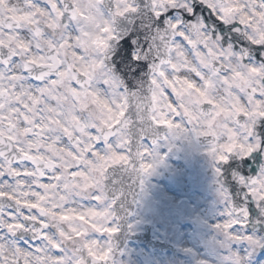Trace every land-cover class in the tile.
I'll return each instance as SVG.
<instances>
[{"label": "snow or ice", "instance_id": "snow-or-ice-1", "mask_svg": "<svg viewBox=\"0 0 264 264\" xmlns=\"http://www.w3.org/2000/svg\"><path fill=\"white\" fill-rule=\"evenodd\" d=\"M189 133L264 206V0H0V264H109V170L143 189ZM218 191L221 264H250L264 237Z\"/></svg>", "mask_w": 264, "mask_h": 264}, {"label": "flooded vegetation", "instance_id": "flooded-vegetation-1", "mask_svg": "<svg viewBox=\"0 0 264 264\" xmlns=\"http://www.w3.org/2000/svg\"><path fill=\"white\" fill-rule=\"evenodd\" d=\"M210 139L189 133L172 140L171 146L167 141L168 150L164 151L169 154L168 159L166 158L165 163L157 164L154 172L144 178L143 189L140 186L134 212L128 220V232L131 235L150 237L149 241L152 244L129 242L123 248L121 255H117L113 248L112 260L109 264H198L200 260H207L209 264H218L216 251L213 253L211 250L214 240L208 238V228L224 218L221 215L224 204L218 191L221 186L229 191L237 207L248 208L250 215L244 227L254 226L257 229L253 232L258 237H264L258 232V226L264 227V206H259L258 202L247 193L246 187L235 178L233 169L213 161L207 152ZM173 154L178 157L172 156ZM183 157L186 160L179 162L178 160ZM216 167H221L220 174L216 172ZM253 169L258 171L259 166L253 164L251 168L245 167L239 174L255 175L256 171ZM121 192L122 195L117 203L121 200L124 204L132 203L135 191L123 185ZM114 194L110 190L109 195ZM197 207L200 208L199 211ZM114 210L118 217L116 207ZM125 212L130 211L126 209ZM170 212L173 213L174 220L176 218L182 221L175 226L166 225L168 222L164 218ZM202 212L207 213L205 223L198 219V215H202ZM154 218L164 220H160L162 227L156 224ZM152 219L154 222L151 221ZM115 223L118 224L117 218ZM155 240L164 244L153 249L152 241ZM160 247L171 249L163 252ZM261 258L264 259V256Z\"/></svg>", "mask_w": 264, "mask_h": 264}, {"label": "water", "instance_id": "water-1", "mask_svg": "<svg viewBox=\"0 0 264 264\" xmlns=\"http://www.w3.org/2000/svg\"><path fill=\"white\" fill-rule=\"evenodd\" d=\"M150 144V141H148ZM107 184L110 186L114 185L115 189H118L119 183H127L130 185L131 188H134L137 190L138 194V188L140 186V177L131 170H125L123 166H115L113 169L109 170V173L107 174ZM124 207V209H123ZM130 208V214L125 212L126 209ZM134 208V202L132 204H125L124 206L119 205L117 206L118 214V223L120 232L116 233L115 235V244L116 249L121 250L126 242L128 241H140L143 238H141L138 235L129 236L127 233L128 230V219L130 215H132V210ZM264 228H260V232L263 231ZM148 239V237H146Z\"/></svg>", "mask_w": 264, "mask_h": 264}, {"label": "rangeland", "instance_id": "rangeland-1", "mask_svg": "<svg viewBox=\"0 0 264 264\" xmlns=\"http://www.w3.org/2000/svg\"><path fill=\"white\" fill-rule=\"evenodd\" d=\"M167 148H168L167 141H161L160 142V146L158 148V151H159V153H161L164 156V160L161 163H159V164L165 163L167 161L166 158L168 159V156L167 155H169L167 152H165L166 150H168ZM172 156L178 157L177 155H174V154ZM185 160H186V158L183 157V158H180L178 161L179 162H183ZM173 212H175V210ZM172 214L173 213H171V212L170 213H167L166 216H165L166 218H164L169 223L168 224L166 222L167 223L166 225H168V226L169 225L170 226H175L180 221H182V219H176V218L174 220V218L172 217ZM206 214L207 213L202 212V215L203 216L202 215H198V219H200L199 220L200 222L205 223V220L207 218ZM154 219H155L156 224H159V226L162 227V223H161L160 220H162V221H164V220L163 219H159V218H154ZM154 219H152L151 221L154 222ZM151 221H149V222H151ZM241 227L243 228V231H245V232H247L249 234H252L254 236H257L255 234V232H253L251 230L249 231V229L246 228V227H244V226H238V229L237 230H240ZM208 229H209L208 238L210 240H214V246H211V250L213 251V253H214V251H216L218 264H221L220 257L222 255H226L227 254V251L226 250H223V249H219V247L217 245H215V240L221 239V236L211 226ZM95 238L100 239L102 243L105 242V241H107V236H105V235H101V236L95 237ZM201 239H203V233H201ZM232 247L234 249H239L240 251L243 249L242 254H246V252H247V250L249 248V246L247 245L246 242H244V243H236V242H234L233 245H232ZM259 250H260V248H257L255 250V252L253 253V255L251 256L250 264H264V259L260 257Z\"/></svg>", "mask_w": 264, "mask_h": 264}, {"label": "clouds", "instance_id": "clouds-1", "mask_svg": "<svg viewBox=\"0 0 264 264\" xmlns=\"http://www.w3.org/2000/svg\"><path fill=\"white\" fill-rule=\"evenodd\" d=\"M14 2H19V0H14ZM224 239V237H221V240H223Z\"/></svg>", "mask_w": 264, "mask_h": 264}, {"label": "bare ground", "instance_id": "bare-ground-1", "mask_svg": "<svg viewBox=\"0 0 264 264\" xmlns=\"http://www.w3.org/2000/svg\"><path fill=\"white\" fill-rule=\"evenodd\" d=\"M197 210L199 211V210H200V208H198V207H197ZM240 252L242 253V252H243V249H242Z\"/></svg>", "mask_w": 264, "mask_h": 264}]
</instances>
